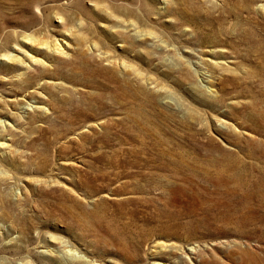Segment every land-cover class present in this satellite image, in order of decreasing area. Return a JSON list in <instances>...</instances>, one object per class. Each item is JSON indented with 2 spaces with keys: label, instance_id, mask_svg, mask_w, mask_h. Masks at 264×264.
Instances as JSON below:
<instances>
[{
  "label": "rangeland",
  "instance_id": "rangeland-1",
  "mask_svg": "<svg viewBox=\"0 0 264 264\" xmlns=\"http://www.w3.org/2000/svg\"><path fill=\"white\" fill-rule=\"evenodd\" d=\"M40 1L0 0V264H264V0Z\"/></svg>",
  "mask_w": 264,
  "mask_h": 264
},
{
  "label": "bare ground",
  "instance_id": "bare-ground-1",
  "mask_svg": "<svg viewBox=\"0 0 264 264\" xmlns=\"http://www.w3.org/2000/svg\"><path fill=\"white\" fill-rule=\"evenodd\" d=\"M13 1H15L18 5H24V6H26L27 8H30V7H34L35 8V11L38 13V14H40V10H39V4H40V0H36V1H32V0H13ZM38 17H41L40 15H38ZM27 24V22H21V25L23 26L24 24ZM24 37V42H28V41H30L31 43H34L35 42V39L33 38V36L32 35H30V34H28V35H24L23 36ZM27 40V41H26ZM54 42L52 43V47H53V49H55V45H56V43H58L57 42V40L56 39H54L53 40ZM64 42V41H63ZM65 43V42H64ZM47 43L46 42H36V45H46ZM15 46V45H14ZM15 49H17L16 48V46H15ZM190 52V51H189ZM4 55H6L7 56V61L8 62H10L9 61V59L8 58H11L10 57V54H3V56H1L0 57V59H5V56ZM194 56H195V54H194ZM12 59V58H11ZM10 59V60H11ZM6 60V59H5ZM36 61H38V59H36ZM201 61V60H200ZM191 62H194V64L196 65V66H200V64H199V62H197V60H195V61H193V60H191ZM198 70V69H197ZM198 72H199V74L201 73V75H202V77L204 78V79H206V80H208L207 78H208V71H199L198 70ZM23 74H25V72H23L21 75H23ZM27 78V77H26ZM24 81V80H23ZM28 102H26V104H27ZM254 105V104H253ZM255 105H257V104H255ZM254 105V106H255ZM22 108L25 110H33L32 109V107L31 106H25V104L23 105L22 104ZM33 108H35V107H33ZM252 109H254V115H253V117H252V123H253V125L255 126V129L257 130V128H258V123H260V124H262V127H264V104H261L260 106L259 105H257V106H255L254 108L252 107ZM228 110V109H227ZM262 129V128H261ZM252 130H253V128H252ZM249 133V132H248ZM3 178V177H2ZM64 253L66 254V256H68V257H70L71 259L72 258H75V257H79L80 255L74 250V249H72V248H64ZM188 251H189V253H195V251H196V248H195V246H189L188 247ZM67 258V257H66ZM69 259V258H68ZM60 264H64V263H60ZM153 264H162L161 262H155L154 261V263Z\"/></svg>",
  "mask_w": 264,
  "mask_h": 264
}]
</instances>
